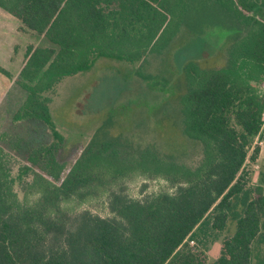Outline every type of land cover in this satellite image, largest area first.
I'll return each mask as SVG.
<instances>
[{
	"label": "trees",
	"instance_id": "trees-1",
	"mask_svg": "<svg viewBox=\"0 0 264 264\" xmlns=\"http://www.w3.org/2000/svg\"><path fill=\"white\" fill-rule=\"evenodd\" d=\"M0 8L58 46H27L20 69L26 97L13 121H41L54 140L21 162L0 145V264H264V187L246 167L264 137V0H0ZM206 31L218 57L188 59L174 78L172 47ZM100 58L137 65L149 89L168 93L149 112L176 102L182 134L201 146L197 164L111 132L115 109L68 167L58 159L52 96ZM0 75L11 76L2 67ZM139 177L162 178L172 191L133 198ZM100 200L110 215L78 208ZM230 225L207 263L191 242L208 248Z\"/></svg>",
	"mask_w": 264,
	"mask_h": 264
},
{
	"label": "rangeland",
	"instance_id": "rangeland-1",
	"mask_svg": "<svg viewBox=\"0 0 264 264\" xmlns=\"http://www.w3.org/2000/svg\"><path fill=\"white\" fill-rule=\"evenodd\" d=\"M20 26L16 17L0 9V67L11 75L9 80L0 75V145L21 162L30 147L54 140L49 126L41 121H13L14 113L26 97L25 90L18 83L25 51L29 45L55 50L58 46L44 35L21 30ZM170 55L176 78L188 59L202 61L218 57V41L212 31L190 35L180 45H174ZM221 62L219 58L213 65ZM152 63L149 64L151 69L155 66L151 67ZM136 67L100 58L90 70L67 76L57 86L49 109L55 129L63 136L57 157L67 167L111 109L119 111L112 116L111 132L122 131L141 143H154L164 151L174 152L184 163H198L201 146L182 134L176 102L172 101L166 114L150 113L148 108L161 106L168 93L149 89L147 81L135 75ZM154 69L157 70L156 67ZM256 144L260 147L258 160L253 163L247 160L246 167L251 170V182L262 183L264 187V137ZM144 184L146 186L141 191ZM164 190L172 191L162 178L147 180L139 177L128 188L133 198ZM78 208L90 209L101 216L110 215L104 200L82 204ZM233 230L234 225H230L228 232H223L208 248L191 244L203 252L207 263H211L219 255L222 238Z\"/></svg>",
	"mask_w": 264,
	"mask_h": 264
},
{
	"label": "crops",
	"instance_id": "crops-1",
	"mask_svg": "<svg viewBox=\"0 0 264 264\" xmlns=\"http://www.w3.org/2000/svg\"><path fill=\"white\" fill-rule=\"evenodd\" d=\"M1 9V8H0ZM3 10V9H2ZM4 11V10H3ZM258 160V159H257ZM253 178H254V174H253Z\"/></svg>",
	"mask_w": 264,
	"mask_h": 264
},
{
	"label": "built area",
	"instance_id": "built-area-1",
	"mask_svg": "<svg viewBox=\"0 0 264 264\" xmlns=\"http://www.w3.org/2000/svg\"><path fill=\"white\" fill-rule=\"evenodd\" d=\"M263 93H264V89H263Z\"/></svg>",
	"mask_w": 264,
	"mask_h": 264
}]
</instances>
